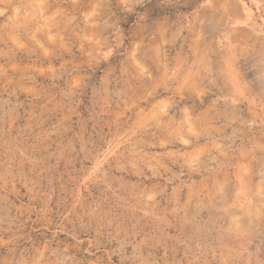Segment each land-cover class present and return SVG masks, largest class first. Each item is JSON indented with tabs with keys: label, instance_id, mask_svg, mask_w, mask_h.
<instances>
[{
	"label": "rangeland",
	"instance_id": "374dc122",
	"mask_svg": "<svg viewBox=\"0 0 264 264\" xmlns=\"http://www.w3.org/2000/svg\"><path fill=\"white\" fill-rule=\"evenodd\" d=\"M0 264H264V0H0Z\"/></svg>",
	"mask_w": 264,
	"mask_h": 264
}]
</instances>
